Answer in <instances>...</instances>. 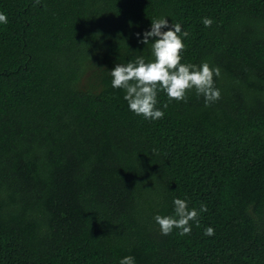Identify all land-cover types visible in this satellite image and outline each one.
I'll return each mask as SVG.
<instances>
[{
    "label": "trees",
    "instance_id": "1",
    "mask_svg": "<svg viewBox=\"0 0 264 264\" xmlns=\"http://www.w3.org/2000/svg\"><path fill=\"white\" fill-rule=\"evenodd\" d=\"M0 12V264H264V0H0ZM161 16L189 33L182 62L219 67L221 96L160 92L153 122L108 70L150 58L135 34ZM174 197L208 207L187 235L153 220Z\"/></svg>",
    "mask_w": 264,
    "mask_h": 264
},
{
    "label": "clouds",
    "instance_id": "2",
    "mask_svg": "<svg viewBox=\"0 0 264 264\" xmlns=\"http://www.w3.org/2000/svg\"><path fill=\"white\" fill-rule=\"evenodd\" d=\"M35 2L39 3V0ZM201 21L205 27L213 23L211 17H202ZM7 22L6 13L0 12V25ZM135 35L138 43L149 46L150 58L146 60L142 55L136 56L127 63H116L108 70L110 86L123 91V99L130 112L148 121L162 119L168 104L160 105V92L166 95L168 103L187 102L188 93L192 90L197 96H203L205 106L220 99L221 92L214 80L221 75L219 67L210 66L207 61L199 64L182 62L189 33L180 22L170 23L167 16L154 18L147 30ZM171 203L172 214L156 213L153 216L162 235H168L174 229L180 235L189 234L194 225L200 224V214L208 211L205 203H201L199 208L190 207L187 198L174 197ZM214 234L215 229L211 225L203 230L205 236ZM118 264H136L135 257L124 255Z\"/></svg>",
    "mask_w": 264,
    "mask_h": 264
}]
</instances>
